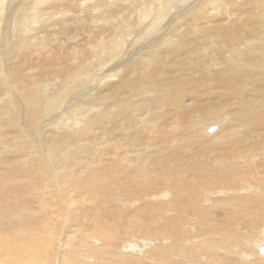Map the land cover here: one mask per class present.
I'll list each match as a JSON object with an SVG mask.
<instances>
[{
    "label": "bare ground",
    "instance_id": "1",
    "mask_svg": "<svg viewBox=\"0 0 264 264\" xmlns=\"http://www.w3.org/2000/svg\"><path fill=\"white\" fill-rule=\"evenodd\" d=\"M262 247L264 0H0V264Z\"/></svg>",
    "mask_w": 264,
    "mask_h": 264
},
{
    "label": "rangeland",
    "instance_id": "2",
    "mask_svg": "<svg viewBox=\"0 0 264 264\" xmlns=\"http://www.w3.org/2000/svg\"><path fill=\"white\" fill-rule=\"evenodd\" d=\"M216 124H214V126L213 127H210L209 129H208V132L210 133V132H212L214 129L216 130V128H217V126H215ZM213 129V130H212ZM210 130H212V131H210ZM214 130V131H215ZM213 131V132H214ZM84 183V184H83ZM80 184H83V187L84 186H89V182L87 181V179H86V177L84 176V181L83 180H81L80 181ZM75 186H78V184H76ZM81 188H82V186H79L78 187V189H77V192H80L81 191ZM119 195H120V193H118ZM95 198H96V195L94 196ZM62 237V236H61ZM250 241V240H249ZM251 242V241H250ZM250 249L253 251V253L255 252V249L253 250L251 247H250ZM41 253L43 252L42 250L40 251ZM41 253H39V254H41ZM258 253H256V255H257ZM261 253L259 252V255H260ZM262 255V254H261ZM260 255V256H261ZM243 256L242 255H240V256H237V257H235L236 259H240V258H242ZM259 257V256H258ZM259 259L261 260V258L259 257ZM6 260V259H5ZM4 260H3V258H1L0 259V262L2 263Z\"/></svg>",
    "mask_w": 264,
    "mask_h": 264
},
{
    "label": "water",
    "instance_id": "3",
    "mask_svg": "<svg viewBox=\"0 0 264 264\" xmlns=\"http://www.w3.org/2000/svg\"><path fill=\"white\" fill-rule=\"evenodd\" d=\"M212 130H213V129H212ZM212 130H210V131H212ZM260 251H261L262 253H264V247L260 248Z\"/></svg>",
    "mask_w": 264,
    "mask_h": 264
}]
</instances>
